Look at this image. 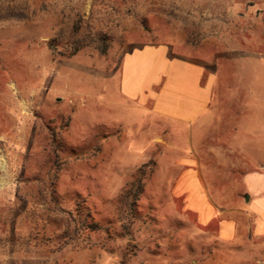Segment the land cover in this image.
Returning <instances> with one entry per match:
<instances>
[{
	"label": "rangeland",
	"instance_id": "374dc122",
	"mask_svg": "<svg viewBox=\"0 0 264 264\" xmlns=\"http://www.w3.org/2000/svg\"><path fill=\"white\" fill-rule=\"evenodd\" d=\"M145 47L204 69L201 117L122 92L124 57ZM215 149L264 174V0H0V264H264V237L221 242L185 199L234 202ZM143 165L129 216L119 197Z\"/></svg>",
	"mask_w": 264,
	"mask_h": 264
},
{
	"label": "crops",
	"instance_id": "0c3cea01",
	"mask_svg": "<svg viewBox=\"0 0 264 264\" xmlns=\"http://www.w3.org/2000/svg\"><path fill=\"white\" fill-rule=\"evenodd\" d=\"M122 73V92L139 101L142 108L150 101V112L154 115L192 123L210 107L212 87L208 81H202L204 69L180 60H169L165 48L145 47L127 54L122 61ZM216 124L215 133H218L223 125L222 119ZM231 142L234 144L235 139ZM222 150L215 149L212 153L215 156L224 153L229 159L228 163L222 164L227 170L225 175L234 173L239 177L234 202L227 204L221 200L220 211L216 213L207 203L204 210L193 206L196 198H190L191 194L185 199L194 213L199 211L197 216L201 225L215 223L217 238L221 242L235 243L264 237V174L246 162L238 150H231L234 158L227 150L226 153ZM224 156L219 157L225 160ZM228 167L232 171H228ZM186 174H191L190 170H185L183 176Z\"/></svg>",
	"mask_w": 264,
	"mask_h": 264
},
{
	"label": "trees",
	"instance_id": "16d2710c",
	"mask_svg": "<svg viewBox=\"0 0 264 264\" xmlns=\"http://www.w3.org/2000/svg\"><path fill=\"white\" fill-rule=\"evenodd\" d=\"M51 139V153L53 155V162L51 165L52 168H56L55 173H57L60 170V166L63 164L64 157L61 154L63 151V147L60 141H56V137L54 134L50 135ZM86 153L84 150H71L68 157H73L75 159H78L79 157L85 156ZM144 165L136 170V172L133 174L132 179L127 184L126 189L119 197V205L123 209L124 212H126L127 215L134 214L136 212L137 202L140 198V196L143 194L144 191V180L146 178V173L144 171ZM153 166L150 167V172H152ZM85 221L80 222L81 226H85L88 228H94L97 225L92 222V217L90 213H86L85 215ZM91 222V223H90Z\"/></svg>",
	"mask_w": 264,
	"mask_h": 264
}]
</instances>
